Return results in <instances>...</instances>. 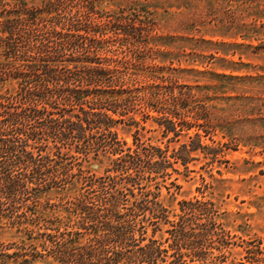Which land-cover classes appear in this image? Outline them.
Instances as JSON below:
<instances>
[{
  "label": "rangeland",
  "instance_id": "1",
  "mask_svg": "<svg viewBox=\"0 0 264 264\" xmlns=\"http://www.w3.org/2000/svg\"><path fill=\"white\" fill-rule=\"evenodd\" d=\"M96 5L94 22L125 17L142 34L126 38L108 27L110 39L96 45L99 52L91 48L90 55L98 52L103 62L107 56L115 59L105 65L117 68L116 77L129 90L124 95L131 98L125 105L98 98L85 108L116 109L109 111L114 121L108 125L126 141L125 153L130 146L131 152L141 150L144 161L130 168L125 158L119 160L121 168L114 165L112 159L119 155L105 145V125L89 123L92 115L83 122L84 131H75L74 140L14 135L24 159L14 173L23 179L31 174L34 164L24 148L53 170L42 174L44 182L29 180L23 187L22 181L16 198L4 199L3 213L16 218L0 219V248L15 254L19 263L29 258L34 260L28 264H59L49 254L50 237L85 232L91 223L76 220L68 210L71 201L85 189L93 197L108 195L102 183L85 182V176L94 174L106 177L110 191L129 193L122 207L135 201L127 177L143 192L159 193L157 200L167 208L163 220L153 224L157 219L150 211L137 212V223L147 226V236L168 250L157 264H167L174 252L184 254L190 264H264V0H96ZM85 64L78 60L70 67L83 69ZM152 82L160 85L147 86ZM16 86L1 82L0 91ZM17 107L31 112L29 104L19 101L7 110ZM34 108L43 111L47 134L51 127L61 129L77 121L80 111L61 100L46 106L39 102ZM81 116L87 119L86 113ZM55 176L61 183L54 184ZM196 199L207 203L180 218L183 201ZM177 221L184 235L168 231ZM211 225L218 234H207ZM81 237L80 243L86 240ZM132 244L130 240L119 248L133 250ZM14 258L9 263L19 264Z\"/></svg>",
  "mask_w": 264,
  "mask_h": 264
},
{
  "label": "trees",
  "instance_id": "2",
  "mask_svg": "<svg viewBox=\"0 0 264 264\" xmlns=\"http://www.w3.org/2000/svg\"><path fill=\"white\" fill-rule=\"evenodd\" d=\"M96 6V0H33L31 2L30 0H0V83L7 81L17 83L14 88L0 91V219L7 216L14 217L3 213L6 204L4 199L16 198L22 181L25 183L23 187L29 180L38 179L44 182L47 179L42 174L53 170L46 164H40L33 150L24 148L23 153L30 157V162L34 164V166L29 165V167L32 166L31 174L25 175L23 179L20 178V174L14 173L13 168L24 161L17 151L18 145L15 144L17 140L14 136L16 134H25L28 138L52 134L62 141L74 140L78 137L74 134L75 131L78 129L84 131L83 122L89 121L91 118L89 119L88 115H92L95 117L89 123L97 122V124L105 125L104 133L107 137L105 145L109 146V152L112 155H119L112 159L114 165L121 168L123 165H120L119 160L125 158H128L130 168L134 162L144 161L141 150L135 149L131 152L130 146L129 152L125 153L126 141L119 139L118 133L111 130L110 124L108 125L109 122L114 121L113 114L109 111L117 113L116 109L106 107L105 111H91L85 108L87 103L98 98L113 104H128L131 97L124 94L129 90L123 88V83H120V79L116 77L117 68L110 66L111 63L105 65L106 61L114 62L115 59L107 56L103 62L98 56L99 48L96 45L110 39L108 27L119 30V33L126 38L142 34L139 32L141 29L135 23H127L125 17H119L114 22H94L92 14ZM100 16L103 17V15ZM93 47L98 52L91 56L89 51ZM78 60L86 63L83 69L70 67L71 62ZM157 78L161 77L157 76ZM156 85H160V82L157 84L152 82L147 86ZM103 96L107 97L103 98ZM60 100L63 104L80 107L76 115L78 119L61 129L51 127L53 129L47 134L48 132L45 133L42 126L43 111L34 108V105L41 102L46 106L52 102L59 103ZM18 101L29 104L30 107L26 109L28 111L31 108V112L19 111L18 107L7 110L8 105L14 106ZM89 106L92 105L89 104ZM81 113H86L87 119L83 118ZM41 147H38L39 150ZM192 150L195 149L192 148ZM55 170L58 171V167L54 168ZM58 178L55 176L54 184L61 183L62 180ZM85 178V182L92 183L90 185L102 183V189L108 195L103 198L93 197L90 196V190L85 191V189L71 201L68 210L76 220L80 222L88 219L91 223L85 227V232H70L69 237L62 239L51 236L49 254L54 256L59 264H123L125 261L130 264H157V260L168 250L162 248V243L158 239L147 236V226L137 223V217L140 215L137 212L138 210L150 211L152 219H157L153 221V224L158 223L160 219L163 220L162 217L166 216L167 208L157 200L159 193L151 190L143 192L139 186L135 187V183H132V177L131 179L127 177L128 184L133 185V188L128 190L135 197V201L130 207H122V201L128 198V192L123 189L110 191V188L104 184L106 178L104 176L97 177L93 174ZM136 189L138 192L135 191ZM137 195L141 198H136ZM205 203L207 202L200 199L183 201V214L180 218L185 217V213L188 215L198 210L199 207L196 205ZM16 222L21 221L14 223ZM178 223L180 221L173 222V228L168 231L173 233L177 230L184 235L183 228H179L180 226L179 229L177 228ZM105 225L110 228H103ZM206 230L207 234H218L214 225ZM81 235L83 237L85 235L86 240L80 243ZM130 240L133 242V250L120 249ZM146 240L147 242L143 243ZM14 255L0 248V264H11L9 260L13 259ZM39 256L44 257V253ZM173 256L167 264H190L181 252H174ZM33 260L27 258L19 263L18 259L14 258V261L19 264L32 263Z\"/></svg>",
  "mask_w": 264,
  "mask_h": 264
}]
</instances>
